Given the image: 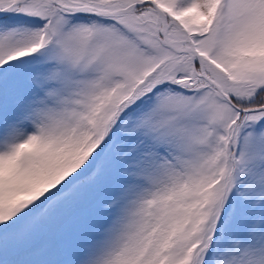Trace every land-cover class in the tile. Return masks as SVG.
I'll use <instances>...</instances> for the list:
<instances>
[{"label":"snow or ice","instance_id":"obj_1","mask_svg":"<svg viewBox=\"0 0 264 264\" xmlns=\"http://www.w3.org/2000/svg\"><path fill=\"white\" fill-rule=\"evenodd\" d=\"M0 264H264V0H0Z\"/></svg>","mask_w":264,"mask_h":264}]
</instances>
